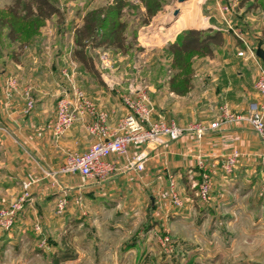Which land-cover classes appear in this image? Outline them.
I'll list each match as a JSON object with an SVG mask.
<instances>
[{
	"label": "rangeland",
	"instance_id": "obj_1",
	"mask_svg": "<svg viewBox=\"0 0 264 264\" xmlns=\"http://www.w3.org/2000/svg\"><path fill=\"white\" fill-rule=\"evenodd\" d=\"M50 1L59 7L62 15L60 17L53 15L35 26L30 21L16 20L11 15L9 8L13 4L12 0H0V39H3L4 62L1 86L2 97L6 103L21 95L26 107V92L33 96L34 84L22 78L24 65L28 64L25 69H29L37 64L33 56L38 54L41 62L48 66L52 57L65 49V42L74 41L75 29L82 24L85 14L94 9L115 5L117 2V0ZM124 1L121 18L127 24L125 33L130 48L125 53L107 48L90 49L89 54L93 57L97 70L103 52H107L115 73H119L122 67L128 71L122 74L124 77L117 85L119 89L123 88L126 82L132 81L141 84L145 89L152 87L155 90L153 92L148 90L154 105L155 112L152 116L154 121L164 118L167 121L186 124L182 127L189 126L193 120L191 117L193 112L189 106L193 96H190L189 92L185 95L176 94L179 96L176 97L170 94L168 89L162 91L165 93L166 112L170 115L159 118L157 104L162 95L159 96L156 91L164 84L167 86L174 73L171 67V53L168 46L148 50L140 47L138 45L140 33L143 35L150 33L145 29L147 24H152V29L161 28V31L165 32L183 13L194 15L197 13L200 17L210 14L222 17V14L226 16V13L233 16L237 8L247 0ZM248 1L247 9L255 11L262 7L260 10L264 12V0ZM242 6L245 7V4ZM149 13H152V16ZM261 14L262 17L255 13V17L260 21L261 18L264 20V15L262 12ZM227 20L230 22L228 18ZM13 22H16L17 40L11 39L8 35ZM230 25L234 26V23L230 22ZM243 34L246 35L244 32ZM263 38V35L260 36V39ZM158 42L156 39L152 44ZM250 48L255 50L252 46ZM118 53L126 54L128 57L119 59ZM140 58H146L147 61L138 70L136 66L139 65ZM198 59V55L191 56L192 87L196 79L195 71L201 62ZM50 65L48 67L54 69L53 65ZM56 71L57 74L53 75L55 79L49 81L52 86L57 83L59 87L62 80L65 81V67L59 68L58 65ZM120 75L119 73L117 76ZM126 78L129 79L125 80ZM11 79L15 84L10 87ZM8 89H12L10 94L7 92ZM63 96L65 95L53 97L57 98L54 102L55 107ZM173 104H177V110L175 108L173 110ZM203 114L204 112L198 110L194 115L200 117ZM262 150L260 161L264 146ZM217 173L216 171L213 177V188L208 201H201L196 195L199 171L198 175L195 170L185 176L182 175L183 180L189 183H185V189L182 186L175 189L183 202L182 205L174 202L167 181L162 188L155 186L139 190L119 189V194L115 195L114 191L108 188L98 187L99 190H94L96 184L93 181L76 177V184L86 185L85 192L79 194L81 197L78 198L76 192H71L70 195L67 192L60 207L59 192L56 191L54 199L46 206V216L28 220L24 206L12 226L6 229L0 225V264H264L262 169L257 167L254 172L245 176L243 183H239L238 179H231L229 177L231 174L224 173L222 177ZM189 174L192 179L197 180V184L193 182L191 184L189 179L186 180ZM56 178L57 175L53 176V179ZM104 182L106 183L105 180L100 181L99 184ZM73 183L70 181L67 184ZM17 198L1 204L0 207L9 206ZM190 201L192 207L189 206Z\"/></svg>",
	"mask_w": 264,
	"mask_h": 264
},
{
	"label": "crops",
	"instance_id": "obj_2",
	"mask_svg": "<svg viewBox=\"0 0 264 264\" xmlns=\"http://www.w3.org/2000/svg\"><path fill=\"white\" fill-rule=\"evenodd\" d=\"M247 3H249L248 0L243 3L245 7L242 6L243 4L240 5L233 16L226 13L228 17L223 14L222 17L213 14L200 17L197 13L195 15L183 13L165 32L161 31V28L160 30L152 29V24H147L145 29L150 33H144V35L141 34L142 32L140 33L138 45L148 50L149 48L168 46L176 41L184 30L191 28H212L225 32V41L222 46L214 50L213 56H199L198 61L201 62L197 66L198 69L194 74L196 79L189 91V95L193 96L189 105L193 112L191 113L193 120L190 124L197 122L210 124L218 120L224 106L232 113L246 114L251 102L262 99L255 88V83L259 76L260 65L264 66L262 60L256 55L258 47L261 46L264 49V38L260 39V36H264V20L261 18L262 21H260L256 18L255 13L262 17L261 12L263 15L264 12L260 10L262 7H258L255 11L247 9ZM227 18L234 23L235 27L230 25ZM234 30L239 31L241 37ZM156 39L159 42L152 44L156 42ZM251 46L255 48L254 54L247 49ZM74 48L73 40L70 43L65 42V49L56 53L54 58L52 57L48 66L51 63L55 71L46 66V63L41 62V59L37 57L38 54L33 56V59L39 65L35 64L29 69H25L28 64L24 65L22 78L34 84L33 96L35 99L34 108L26 113L21 95L15 96L8 103L4 102L2 97L1 80L4 76L2 75L4 74V62L3 39H0V127L4 128L0 130V205L9 203L20 195L24 180L29 177L37 178L30 189V197L25 205V216L29 218L28 220L46 216V206L52 202L56 191L59 192L58 202L65 201L67 192L69 195L71 192H76L78 198L83 191L85 192L86 185L75 182L76 177L79 176L57 175L58 178L53 179V176L48 174L49 171L60 168L68 152H84L92 143L99 140L98 134L92 131V127L99 122L98 114L100 112L107 113L105 125L108 136L118 132L119 121L127 112L122 96L126 92L128 83L126 82L121 89L117 86L110 89L99 73L94 75L87 71L74 58ZM117 57L122 59L128 55L118 53ZM10 60L12 61V59ZM71 64L73 69H71ZM58 65L59 68L65 67V81L62 80L59 87L57 83L52 86L49 81L55 79L53 75L57 74ZM119 73L121 75L118 77ZM119 73H115L113 70L111 72L112 78L118 85L124 77L122 74L128 73V71L122 67ZM58 75L62 77L60 72ZM167 86L164 84L156 91L159 96L162 95L157 104L159 118L160 116L165 117L167 114L170 115L166 112L165 93L162 91L168 89L170 94L176 95L170 91L169 83ZM74 87L85 91L95 111L79 115L65 134L56 137L53 131L47 127V124L55 116L54 102L57 98L53 99V97L71 96ZM146 90L149 95L148 90L155 91L152 87ZM176 97L179 96L176 95ZM173 105V110L174 108L177 110V104ZM198 110L204 112L203 116L194 115ZM177 124L186 125H182L180 122ZM262 149L263 143L251 125L246 121L233 120L222 124L217 129L209 130L201 138L195 134L186 133L178 140H171L156 148L132 146L129 149L130 157L139 151H145L148 154L142 171L124 169L123 166L127 158L121 155H112L109 159L115 160L120 166V170L108 177L105 180L106 183L99 184V182L91 181L96 184L94 190H99L98 187H101L100 189L108 188L114 191L115 195L119 194V189L139 190L143 187L154 188L155 186L162 188L164 184L166 185V181L168 185L170 184L171 176L174 177L176 187L182 186L185 189V183L188 182L183 180L182 175L185 176L193 170L198 175L196 165L198 156L201 155L209 161L219 163L216 168L217 175L223 177L224 171L220 162L231 152L237 150L240 153L239 159L229 177L243 183L245 176L254 172L257 167L261 168ZM187 179L191 184L192 182L199 184L200 176L198 181L192 179L191 175L186 177ZM70 181L75 184H67ZM224 188L226 189V186ZM109 195L112 196L111 193ZM188 203L191 204H188L189 206H193L192 201Z\"/></svg>",
	"mask_w": 264,
	"mask_h": 264
},
{
	"label": "built area",
	"instance_id": "obj_3",
	"mask_svg": "<svg viewBox=\"0 0 264 264\" xmlns=\"http://www.w3.org/2000/svg\"><path fill=\"white\" fill-rule=\"evenodd\" d=\"M234 32L239 36L238 31ZM247 49L254 54V50L250 47ZM99 66V72L104 82L110 89L116 88L118 83L112 78L111 72L112 61L107 57V52H103ZM242 54V52H240ZM146 63V59L140 58L139 70ZM10 87L15 84L11 79ZM9 87V88H10ZM255 88L261 100H255L249 104L246 114L232 113L226 106L222 108L218 120L210 124L191 123L187 127L178 125L175 121H167L165 119L154 121L152 119L154 113V105L151 101L147 90L137 82L130 81L127 85L126 92L122 96L124 106L127 110L125 115L120 119L118 124V132L108 136L106 119L107 113L100 112L98 114L99 122L92 127V131L99 136V140L92 143L84 152H68L62 166L48 174L79 176L82 179L93 181H104L113 173L120 170V166L115 160H110L112 155H121L126 157L124 169L142 171L145 167L148 154L145 151H139L132 157L129 156L130 147L139 148L141 146L156 148L165 145L171 140H178L186 133L195 134L198 138L203 137L209 130L217 129L222 124L233 120L246 121L251 125L253 130L260 137L264 146V66L260 65V72L255 83ZM12 89H8L10 94ZM35 105V101L30 92H26V108L25 112H30ZM92 102L87 98L86 93L81 88L74 87L71 96H63L59 99L55 116L47 124L56 137L65 134L74 124L79 115L86 112L94 113ZM4 129L0 127V130ZM240 153L235 150L227 155L220 165L225 174H232L239 159ZM219 163L198 156L196 160L197 169L199 171L200 181L198 184V198L201 201H208L213 188V177ZM261 169L264 181V153L261 158ZM37 181L34 177H29L22 183V191L18 198L9 206L0 207V225L8 229L13 225L16 216L23 209L30 197V189ZM170 190L173 200L176 204L182 205L183 202L177 196L175 189L176 184L174 177H170ZM64 201L59 203L62 207Z\"/></svg>",
	"mask_w": 264,
	"mask_h": 264
},
{
	"label": "trees",
	"instance_id": "obj_4",
	"mask_svg": "<svg viewBox=\"0 0 264 264\" xmlns=\"http://www.w3.org/2000/svg\"><path fill=\"white\" fill-rule=\"evenodd\" d=\"M9 11L16 20L30 21L35 24L50 19L53 15L61 16V11L50 0H12ZM124 0H117L115 5L94 9L83 16L80 26L75 29L74 58L94 75L99 72L90 49L107 48L125 53L130 48L127 37V24L122 20ZM23 13V15H22ZM152 16V13H149ZM16 22L11 24L9 37L17 40ZM225 32L218 29L191 28L184 30L179 38L168 45L171 53V67L174 70L169 79L172 92L185 95L192 88L191 56H213L214 50L223 45ZM199 199V198H198Z\"/></svg>",
	"mask_w": 264,
	"mask_h": 264
},
{
	"label": "water",
	"instance_id": "obj_5",
	"mask_svg": "<svg viewBox=\"0 0 264 264\" xmlns=\"http://www.w3.org/2000/svg\"><path fill=\"white\" fill-rule=\"evenodd\" d=\"M180 1H184V0H180ZM177 14H178V10L175 11V15ZM256 55L262 60L264 64V49L261 46L256 49Z\"/></svg>",
	"mask_w": 264,
	"mask_h": 264
}]
</instances>
